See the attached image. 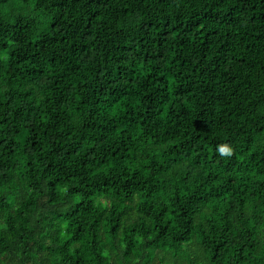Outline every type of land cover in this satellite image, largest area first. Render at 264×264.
Listing matches in <instances>:
<instances>
[{"label": "trees", "instance_id": "trees-1", "mask_svg": "<svg viewBox=\"0 0 264 264\" xmlns=\"http://www.w3.org/2000/svg\"><path fill=\"white\" fill-rule=\"evenodd\" d=\"M0 264H264V0H0Z\"/></svg>", "mask_w": 264, "mask_h": 264}, {"label": "clouds", "instance_id": "clouds-1", "mask_svg": "<svg viewBox=\"0 0 264 264\" xmlns=\"http://www.w3.org/2000/svg\"><path fill=\"white\" fill-rule=\"evenodd\" d=\"M217 151L221 156H231L232 154L231 149L226 145L220 146Z\"/></svg>", "mask_w": 264, "mask_h": 264}]
</instances>
